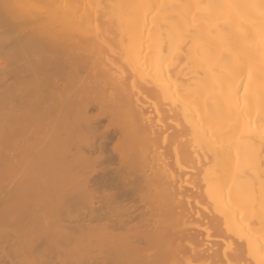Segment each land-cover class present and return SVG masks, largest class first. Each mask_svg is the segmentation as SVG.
<instances>
[{"label":"bare ground","instance_id":"bare-ground-1","mask_svg":"<svg viewBox=\"0 0 264 264\" xmlns=\"http://www.w3.org/2000/svg\"><path fill=\"white\" fill-rule=\"evenodd\" d=\"M7 47L19 57L40 55L0 71L29 83L39 102L0 128L9 134L0 138V157L10 150L14 156L6 153L0 161V264H179L200 249L174 238L187 226L159 196L169 187L139 193L150 178L142 167V179L132 169V151L118 154L119 161L104 155L109 128L100 129L101 115L87 112L106 105L108 118L119 121L115 92L128 84L132 93L118 140L128 147L147 130L143 147L133 152L155 151L163 136L155 146L151 114L159 116L170 131L163 137L170 159L196 175L206 202L213 203L211 222L222 221L216 231L223 224L240 242L231 254L211 253L230 264L241 260L243 248L250 264H264V0H0V50ZM104 63L108 82L98 74ZM31 67L34 72L25 71ZM159 156L156 164L164 170L167 161ZM10 168L12 174L1 172ZM29 172L41 175L25 180ZM174 172L168 179L178 177ZM6 215L14 217L8 222ZM206 246L201 258L213 250Z\"/></svg>","mask_w":264,"mask_h":264},{"label":"rangeland","instance_id":"rangeland-1","mask_svg":"<svg viewBox=\"0 0 264 264\" xmlns=\"http://www.w3.org/2000/svg\"><path fill=\"white\" fill-rule=\"evenodd\" d=\"M10 39H13V37H11ZM11 41H13V40H11ZM107 41V42H106ZM105 42L106 43H108V44H111L112 42H113V40L110 38V39H107V40H105ZM0 51H2L1 53H4V55L3 54H1V55H3V57L5 56V54L7 53V55L5 56V60H4V58H2V56H1V60H0V71L1 72H3L5 69H11V70H15V69H18L20 66H21V64L19 63V62H21V61H23V62H27V61H31V60H35V59H32V57H34V58H36L37 59V57H38V59L40 58V55L39 54H34V55H32L31 53H26V54H24V55H21V57H19V56H17L15 53H14V49L12 48H9V47H7V49H2V50H0ZM107 53H106V56H108V50L106 51ZM9 54H11V55H16V58H15V60H14V58H13V56H11V55H9ZM26 55V56H25ZM11 56V57H10ZM29 56V57H28ZM15 57V56H14ZM18 57V58H17ZM11 58H13V60H14V62L15 61H17L16 63H18V65L16 64V63H14L13 64V62H11ZM20 58V59H19ZM8 59V60H7ZM17 59V60H16ZM25 60V61H24ZM119 63H121V64H119ZM119 63H117L118 65H117V67L118 66H120V67H118V69L119 68H121V67H123L124 68V64L122 63V62H119ZM107 64V65H106ZM106 66H107V68H106ZM10 67H14V68H10ZM117 67H116V69H115V67L114 68H112L111 70L113 71V70H118L117 69ZM123 68H121V69H123ZM10 70V71H11ZM34 68L33 67H31V68H26V70L25 71H28L29 73L30 72H34ZM108 70V71H107ZM109 72V73H108ZM126 72V71H125ZM98 74L101 76V77H103L104 78V80L106 81L107 80V82L111 79L109 76H108V74H110V66H109V64L108 63H104V67L102 68V69H100V71L98 72ZM109 77V78H108ZM132 85L133 84H131V85H129L128 84V87L126 86V88H124L125 90H122V91H118L117 92V94L118 93H121V94H119V97H121L120 99H119V97H118V95L116 94V92H115V99L118 101V102H116V101H114V103H115V107H114V112L115 113H117V115H119V121H113V120H111V119H109L108 117V114H109V112H111L110 110V107L108 108V106H106V105H104V106H101L99 109L98 108H91V109H89L88 110V112H87V116H89V117H92L91 115H93V117H95V115H101L99 118H100V120H99V122H98V125H99V128L101 129V128H109L107 131L109 132H107L106 133V138H107V140H109L107 143H106V145H107V147H105V150H108V152L106 151V153L104 154V155H106V156H108L110 159H111V161L112 160H115V158H116V156L118 155V154H121V155H123L122 154V152H127V155L129 154L128 152L129 151H132L131 153H133L132 155H134V160H133V162H131L132 164L134 163L135 165L134 166H132V164H130L131 166H132V169L133 170H136L137 171V169H138V167L139 168H141V170L140 171H143V170H146V171H144L146 174H148V178H150L149 180H150V183L149 184H147V185H150V186H148V189H146L147 188V186L146 187H144V190L141 188V190H140V192L139 193H141V191L143 192L142 194H144V192L146 193V194H150V192L152 191V193H153V190H158V189H160V187H164L163 185H166L167 187H169V192H170V194H169V192L167 191V192H165L164 194L163 193H161V194H159V196L161 195H163V198L166 200V202L167 203H170L171 204V207H170V209H169V214L170 215H172L173 217H175V218H181L185 223H186V226L187 227H185L186 229H184V231L182 230L181 232H179V233H177L175 236H174V238L175 239H179L180 241H181V243H183V242H185V240H188L190 243H192V245L196 248H200L201 250L203 249V247L205 248H207V244L209 243V244H211V247H212V249L213 250H210V252L208 251L205 255H202V257L203 258H201V256H200V252H201V250L200 249H195L196 251H194V252H196L195 254L196 255H194V252H192V251H188L187 252V256H186V254L185 255H183V257H185V258H182L181 257V260H183V261H181V263H179V264H198V263H200V264H202L203 262L205 263V264H218V262H219V259H217L218 257H216L215 258V255H213V253L214 254H216V253H219L220 254V251H221V254H222V252L224 253V251H225V253L226 254H231V253H233L235 250H234V247H236V248H238V245H240L239 243V241H237V239H235L230 233H227V232H225V229H223L224 228V226H223V224H221L220 226H221V228H220V230L218 229L217 231H216V228H219V227H217L216 225H218V224H220L221 222H219L218 224H214L213 225V223L214 222H211V218H212V214H213V216L215 215V210H212V214L209 212V209H214V207H213V203L211 204V202H210V200L208 201V203L206 202V200H208V198L206 197V195H203L204 194V192H203V190H200V186H199V182H198V179L196 178V175H194L193 174V172H191V171H189L188 169H186V170H184V172L183 171H181L180 170V166L178 167V165H176V163L172 160V157H171V159H170V157H169V155H168V152H169V150H170V148H169V150H168V144L169 143H167L166 141H164V139H163V137H165V136H167V135H169V129L167 128V126H166V128H165V126L164 125H162L161 124V120H160V118H158L159 116H157V118L156 117H154L153 116V114H151L152 115V117H151V119H154V121H152V124H153V122L155 123V126H157V128L155 129L156 131L158 130L159 131V133L157 134V132H156V135H157V137H156V135H155V137L156 138H154L153 140V143H155L154 145L156 146L157 145V142H159V141H161V138H162V140L163 141H161L162 143H163V145L161 144V142H159V144H160V146H159V144L157 145V149L155 150L157 153H159V154H157V156L160 158V156L159 155H162L161 157L163 158V160L165 161V163H166V161H167V164H166V169H162L163 167H160L161 165L160 164H156V159H158V157L157 158H153V159H155V160H153L152 159V155H154L153 157H155V154H156V152L154 151V150H149V152L147 151L146 153H144V154H142V153H138L136 156H135V154H136V152L134 153L133 151L135 150V148L136 147H143V142L147 139V137H148V131L147 130H143L142 132H139L138 134H136V136H135V138H134V140H133V142L131 143V145L130 146H126V144H124V143H122L120 140H118L119 139V131H120V126H121V123H126V116H127V111H128V107H127V104H128V97H129V95L132 93V92H130L131 91V88H132ZM6 87V88H5ZM7 87H8V89L9 90H7ZM6 90H7V92H6ZM123 91H125V92H123ZM127 92V93H126ZM8 93V94H7ZM118 98H117V97ZM123 100V101H122ZM34 101V102H33ZM140 104L142 105L143 103H144V98H140ZM39 101H38V99H37V97H35L32 93H31V85L29 84V83H26V84H21L20 82H19V80L17 79V77H15L14 76V74H13V72L11 71V72H7V73H2L1 75H0V128H3V126H10L11 124L13 125V123H15L17 120H18V118H20V117H22V116H25V115H27V114H29L30 112H31V109H32V107H34V103H35V106H36V104L38 103ZM125 103V104H124ZM33 104V105H32ZM139 104V105H140ZM36 109H35V112H37V113H40V111H41V109H42V106L40 107H35ZM38 108H40V110L38 109ZM38 109V110H37ZM39 111V112H38ZM109 111V112H108ZM71 113H72V110L70 111ZM69 112V113H70ZM108 112V113H107ZM107 113V114H106ZM107 115V116H106ZM70 116H71V114H70ZM163 121H165V123H167L166 121L167 120H163ZM165 123H163V124H165ZM3 125V126H2ZM105 125V126H104ZM165 125H168V123L167 124H165ZM5 126V127H6ZM162 127V128H161ZM130 130H131V127L129 126L128 127ZM164 128V129H163ZM163 129V130H162ZM167 131V134L165 133V132ZM169 131V132H168ZM164 132V133H163ZM4 133V134H3ZM4 138H3V137ZM40 136V135H39ZM161 137V136H163V137H161V138H159V137ZM7 137H9V134L7 133V132H5V131H3L2 133H0V138H2V139H6ZM111 137V138H110ZM42 138H43V136H42ZM42 138H41V140H42ZM158 138V139H157ZM36 139H37V137H36ZM40 139V138H39ZM40 140V141H41ZM156 141V142H155ZM38 142V146L39 145H41L40 143H39V140L37 141ZM167 144H166V143ZM41 143H43V141H41ZM26 144V142H25V140H20L19 141V143H18V145L19 146H21V147H23L24 145ZM162 145V146H161ZM155 149V148H154ZM3 152H4V149L2 150ZM155 152V154H154V152ZM10 152H11V150H10ZM10 152H4L3 153V158H4V154H8V156H9V158H10V156L12 157L13 156V154L12 155H10ZM167 152V153H166ZM86 154L88 153V151L86 150V152H85ZM126 154V153H125ZM124 154V156H126ZM2 155V154H1ZM0 155V156H1ZM131 155V154H130ZM132 155L130 156V158H132ZM49 156V155H48ZM51 156V155H50ZM48 157V158H51L52 159V157ZM53 156V155H52ZM114 156V157H113ZM120 156V155H119ZM167 156H168V158H167ZM14 157V156H13ZM47 157V156H46ZM54 157V156H53ZM128 157V156H127ZM166 157V158H165ZM3 158H1L0 157V161H2L3 160ZM117 158H118V156H117ZM116 158V160H118L119 161V159H117ZM120 158H121V156H120ZM137 158V159H136ZM152 159V160H151ZM161 159V158H160ZM166 159V160H165ZM115 160V161H116ZM170 160H171V162H170ZM114 161V162H115ZM151 161H152V164H151V166L149 165V163H151ZM111 163H113V162H111ZM173 163L175 164V165H173ZM170 164V165H169ZM111 165H113V164H111ZM148 165V166H147ZM167 165H168V168H167ZM182 165H183V163H182ZM131 166H130V169H131ZM146 166H147V168H146ZM149 166L151 167V168H149ZM154 166V167H153ZM156 166H157V168L159 167V168H161L163 171H161V173L162 174H158V172L160 173V170L161 169H159V171H157V169H156ZM171 168H170V167ZM175 166V167H174ZM112 167H118V162H115V164L112 166ZM136 167V168H135ZM172 168L173 169H177L176 171L175 170H172ZM179 168V169H178ZM50 169V168H49ZM152 169H155L156 171H157V176H156V171H154V170H152ZM168 169H169V171H168ZM10 170V171H9ZM53 171L54 170V168L52 167L51 169H50V171ZM132 170V172H136V171H133ZM172 170V171H171ZM138 171H139V169H138ZM137 171V173H139V174H137L138 176H140L141 177V174H140V172H138ZM152 171V172H151ZM171 171V172H170ZM175 171V172H174ZM179 171H181V172H179ZM1 172H3V173H5V174H12L13 173V170L10 168V169H4V171L3 170H1ZM8 172V173H7ZM24 172V171H23ZM42 172V171H41ZM46 172V171H45ZM44 171L42 172V175H44V173H45ZM142 173V174H145V173ZM163 172H165V173H163ZM172 172H174V176L173 177H175V175L177 176V174H178V177H175V178H177L176 180H175V178H174V180H170V179H172V178H170V179H168V175H171L172 176ZM30 173V172H29ZM35 173V175L37 174V175H41V173L40 172H34ZM34 173L32 174V173H30V174H27V173H24V174H26L25 175V178H24V176L22 175V173H21V177L22 178H24L25 180L27 179V178H30L31 176H34ZM177 173V174H176ZM182 173H185L184 175L182 174ZM189 173V174H188ZM46 174V173H45ZM133 174V173H132ZM145 174V175H146ZM151 174V175H150ZM183 176H182V175ZM36 175V176H37ZM136 175V176H137ZM161 175V176H160ZM190 175H191V177H190ZM134 176H135V174H134ZM135 176V177H136ZM137 176V177H138ZM149 176H151V177H149ZM155 176H156V178H155ZM184 176H187L188 177V179L186 178V177H184ZM136 177V179L137 180H139L138 178ZM139 177V178H140ZM162 177V178H161ZM166 177H167V179H166ZM181 177H183V179L181 178ZM190 177V178H189ZM93 178H96V175L94 176L93 175ZM180 178V179H179ZM140 179H142V177L140 178ZM163 179H164V181H163ZM161 181V183H160V181L159 182H156V181ZM179 180H181V181H183L182 183H181V181H179ZM196 180V181H195ZM186 181V182H185ZM176 182V183H175ZM185 182V183H184ZM198 183V186H196L197 187V189L195 188V185ZM154 183V184H153ZM185 184V185H184ZM9 185V189H11L10 188V184H8ZM191 185H193V188H192V186ZM7 186V185H6ZM6 186L4 187L6 190H3V191H7V190H9L8 188H6ZM191 186V187H190ZM8 187V186H7ZM12 187V186H11ZM182 188H183V190H182ZM191 188H192V190H191ZM177 189V190H176ZM194 189V190H193ZM146 190V191H145ZM149 192H148V191ZM199 190H200V192H199ZM172 191V192H171ZM174 191L177 193V195L174 193ZM180 191H181V194L182 195H179L180 194ZM188 192V193H187ZM194 192V193H193ZM197 192H198V195H197ZM183 193H185V195L183 194ZM173 194H175L174 196L176 197V198H178V200H176V198L175 197H172L173 196ZM187 194V195H186ZM168 195H170V196H168ZM172 195V196H171ZM188 195H189V197H188ZM190 195H192V196H190ZM203 195V196H202ZM166 196H168V197H166ZM182 196V197H181ZM184 196H187V197H184ZM195 196V197H194ZM179 197H181V198H179ZM200 197L202 198V201H200ZM188 198H189V200H188ZM194 198V199H193ZM206 198V199H205ZM174 199V200H173ZM173 200V201H172ZM188 200V201H187ZM34 201V200H33ZM176 201V202H175ZM186 201V202H185ZM196 201H198L199 203H197ZM206 202L207 204H205V203H203L202 204V202ZM172 202H174V205L172 204ZM185 202V203H184ZM193 204H191V203ZM195 202V203H194ZM209 202H210V204H209ZM36 203V202H35ZM188 203H190V204H188ZM197 203V204H196ZM204 206V208H206V207H208V208H206V209H204L202 206H201V204ZM196 206H195V205ZM199 204V205H198ZM32 205H34V202H33V204H32V201L30 202V204H29V206H31L32 207ZM206 205V206H205ZM192 206V207H191ZM195 206V207H194ZM198 206H200V207H198ZM11 208V206H7L6 207V210H10V208ZM43 207H46V205H42L41 207L39 206V210H43L44 208ZM213 207V208H212ZM34 208H35V206H34ZM34 208H32L31 210H33ZM189 208H191V209H189ZM194 208V209H193ZM195 208H197V209H195ZM141 209H142V207H141ZM168 209V208H167ZM1 210V209H0ZM27 210H29V207H27ZM192 210V211H191ZM199 210H200V214L198 213L197 214V212H199ZM202 210V211H201ZM208 212H207V211ZM211 211V210H210ZM193 214V215H192ZM201 214H203L202 216H201ZM206 214V215H205ZM189 215V216H188ZM191 215H192V217H191ZM205 216V217H204ZM14 217V215H12V217L10 218V216L9 215H6L5 217H4V220L6 221H10V219H12ZM198 217H201V220H200V218H198ZM208 217V218H207ZM192 218V219H191ZM210 218V219H209ZM203 219H205L206 220V222H205V220H203ZM209 220H210V222H209ZM195 224V227H193L194 226V224L192 223V222ZM202 221H203V223H202ZM199 222H201V223H199ZM189 223H192V224H189ZM206 223H207V225H206ZM210 223H211V225H210ZM189 224V225H188ZM205 224V225H204ZM193 225V226H192ZM189 226H192L191 228L189 227ZM205 226V227H204ZM209 226H211V227H209ZM215 227V228H214ZM223 227V228H222ZM193 228V229H192ZM195 228V229H194ZM199 228V229H198ZM205 228H206V230H205ZM210 228V229H209ZM208 229V230H207ZM212 229H215V230H212ZM212 232H210V231ZM223 231V233H221ZM227 231V230H226ZM225 232V233H224ZM200 233V234H199ZM202 233V234H201ZM215 234V235H214ZM223 234V235H222ZM226 234H228V235H226ZM198 235H202V237H203V240H205L206 241V243L205 242H199V241H201L202 240V237H200V236H198ZM209 235V236H208ZM210 235H212V236H210ZM216 235H219V236H216ZM216 236V237H215ZM223 236H227V237H224V239H222L223 238ZM206 237V238H205ZM229 237V238H228ZM231 238V239H230ZM209 239V240H208ZM211 239V240H210ZM216 239V240H215ZM219 241H218V240ZM226 239L228 240V241H226ZM234 239V240H233ZM222 240H223V242H222ZM232 240V241H231ZM161 241V240H160ZM217 241V242H216ZM230 241V242H229ZM10 242H11V240H10ZM197 242V245H195V243ZM208 242V243H207ZM214 242V243H213ZM216 242V243H215ZM227 242H229V244L230 245H232L231 247L232 248H227L226 246V244H227ZM234 242V243H233ZM194 243V244H193ZM199 243V244H198ZM233 243V244H232ZM212 244H213V246H212ZM217 244V245H216ZM220 244H221V246H220ZM224 246V247H223ZM217 247V248H216ZM218 247H219V249H222V250H218ZM222 247V248H221ZM228 247H230V246H228ZM12 248V246H10V247H8V250L9 249H11ZM224 248H226V249H224ZM235 248V249H236ZM229 249V250H228ZM215 250H218L217 252H215ZM234 250V251H233ZM199 251V252H198ZM204 251H205V249H204ZM211 252H213V253H211ZM193 253V254H192ZM242 255H241V260L239 259V260H232V262L230 263V264H240V263H242V264H250V263H252L251 262V260H250V257H248V258H246L247 256H249L248 255V253H247V251L246 250H244L243 248H242ZM9 255H11V253H10V251H9ZM199 255V256H198ZM208 255V256H207ZM211 255V256H210ZM247 255V256H246ZM197 257V258H196ZM213 257V258H212ZM55 258H53V260H54ZM157 259H160V258H157ZM165 259L167 260V257L165 258H161L160 260L161 261H165ZM210 259V260H209ZM201 260H204L203 262L201 261ZM206 260V261H205ZM208 260V261H207ZM216 260V261H215ZM218 261V262H217ZM239 261V262H238ZM242 261V262H241ZM246 261H248V263H246ZM221 262H219V264H220ZM221 264H226V263H224V262H222Z\"/></svg>","mask_w":264,"mask_h":264}]
</instances>
